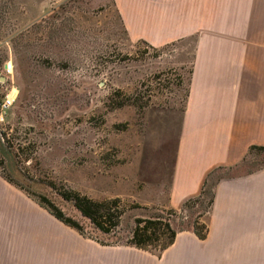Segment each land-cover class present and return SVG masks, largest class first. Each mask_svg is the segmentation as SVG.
Returning a JSON list of instances; mask_svg holds the SVG:
<instances>
[{
    "label": "rangeland",
    "instance_id": "rangeland-1",
    "mask_svg": "<svg viewBox=\"0 0 264 264\" xmlns=\"http://www.w3.org/2000/svg\"><path fill=\"white\" fill-rule=\"evenodd\" d=\"M204 31L201 41L194 33L160 43L132 36L111 0H0V101L14 98L0 123V176L82 227L83 234L70 228V261L77 239L85 255L89 245L164 253L127 245L134 219L155 213L178 236H192L195 220L204 224L205 238L184 245L183 253L208 256L209 194L184 210L168 204L179 117L199 44L210 55L264 49V0L210 3ZM262 167L264 149H249L235 171L208 175L207 189L217 181L215 195L222 179ZM50 184L96 201L119 198L125 210L119 227L98 232ZM40 209L42 223L43 211L50 214ZM57 235L47 248L54 264L62 250ZM211 256L264 264V216L255 249L215 248Z\"/></svg>",
    "mask_w": 264,
    "mask_h": 264
},
{
    "label": "crops",
    "instance_id": "crops-1",
    "mask_svg": "<svg viewBox=\"0 0 264 264\" xmlns=\"http://www.w3.org/2000/svg\"><path fill=\"white\" fill-rule=\"evenodd\" d=\"M111 2L132 36L163 43L194 33L197 40L206 39L208 32L203 29L208 27L210 3L241 5L242 0ZM199 45L179 117L170 177L168 204L175 210L201 194L206 177L214 170L235 171L251 147H264V49L210 55ZM39 210L22 188L0 176V264H54L47 248L55 230L62 246L60 264H244L211 254L215 248L255 249L260 242L264 167L251 174H234L216 186L206 222L208 256L183 253L194 239L199 242L193 233L176 235L173 245L157 255L93 245L85 255L86 244L77 239V253L70 261V228L44 211L40 223ZM38 247L43 249L39 254Z\"/></svg>",
    "mask_w": 264,
    "mask_h": 264
},
{
    "label": "trees",
    "instance_id": "trees-1",
    "mask_svg": "<svg viewBox=\"0 0 264 264\" xmlns=\"http://www.w3.org/2000/svg\"><path fill=\"white\" fill-rule=\"evenodd\" d=\"M253 149L263 150L264 147L250 148V150ZM216 183L217 181L210 187L211 191H208V182L206 179L201 194L193 199L185 201L181 210L190 208L194 203H197L203 198L204 195L208 194L210 199L209 205H211L214 195L213 188ZM50 187L61 199L71 203L77 212L83 218H86L90 225L98 232L109 235L119 227L121 217L125 212L119 198L96 201L72 189L58 188L55 184H50ZM34 199L40 206L46 208L47 212L52 217L65 224L67 227L73 228L77 230L78 233L83 234V229L77 222L66 217L60 209L49 203L44 197ZM136 207L141 208L140 206ZM193 232L197 239L203 240L207 233L206 226L195 220L193 222ZM177 233L178 232L172 228L169 220L164 217L162 213H155L148 217H137L134 219L133 228L130 232L127 245L145 250L158 249L164 251L173 245Z\"/></svg>",
    "mask_w": 264,
    "mask_h": 264
},
{
    "label": "built area",
    "instance_id": "built-area-1",
    "mask_svg": "<svg viewBox=\"0 0 264 264\" xmlns=\"http://www.w3.org/2000/svg\"><path fill=\"white\" fill-rule=\"evenodd\" d=\"M14 103V98L10 94L5 95V97L0 101V123L4 121V113L6 110L12 107Z\"/></svg>",
    "mask_w": 264,
    "mask_h": 264
}]
</instances>
